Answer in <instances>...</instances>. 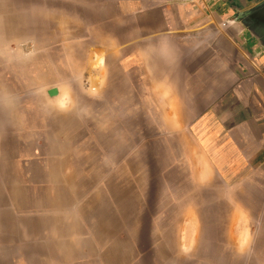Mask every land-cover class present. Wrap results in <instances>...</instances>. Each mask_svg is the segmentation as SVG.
<instances>
[{
    "label": "crops",
    "instance_id": "obj_1",
    "mask_svg": "<svg viewBox=\"0 0 264 264\" xmlns=\"http://www.w3.org/2000/svg\"><path fill=\"white\" fill-rule=\"evenodd\" d=\"M25 1L52 6L40 22L45 21L46 33L56 38V57L50 63L41 58L34 67L38 70L85 69L98 59L96 54L111 53L95 50L98 45L129 46L144 37H183L200 43V54H209L220 69L213 75V69L206 67L203 74L211 82L215 79L216 86L215 97L200 114L205 133L200 149L231 188L217 190L216 197L242 203L235 206V254L200 260L264 264V8L261 20L235 22V14L248 1ZM33 30L35 26L30 27ZM21 49L27 59L41 52L31 40L24 41ZM46 52L53 54L50 49ZM52 87L58 93L49 96ZM4 95L0 96L5 103L0 106V264H128L133 253L136 259L138 253L142 256L143 197L135 190V205L131 204L132 194L127 187L122 190L123 181L113 176L112 158L107 153L98 158L81 153V146L96 144L69 141L48 115L47 121L41 115L35 126L27 123L19 131L17 118L22 120L23 115L15 109L14 98ZM66 100L58 83L49 86L43 97L44 102L62 107ZM24 129L38 138L25 141ZM106 146L103 143V149ZM131 206L134 209L129 210ZM146 228V239L159 255L155 247L160 245V228L155 222ZM114 230L120 231L119 236Z\"/></svg>",
    "mask_w": 264,
    "mask_h": 264
},
{
    "label": "rangeland",
    "instance_id": "obj_2",
    "mask_svg": "<svg viewBox=\"0 0 264 264\" xmlns=\"http://www.w3.org/2000/svg\"><path fill=\"white\" fill-rule=\"evenodd\" d=\"M51 7L46 1L0 0V96L14 98L15 109L23 115L17 118L19 131L48 115L69 141L96 144L81 146V153L112 158L113 176L132 194L131 204L135 190L145 204L144 253L138 259L133 253L128 264H216L200 259L235 254V206L242 203L216 197L217 190L228 187L219 167L210 165L200 149L205 138L200 114L215 97L216 86L215 79L211 82L203 74L206 67L213 75L220 71L215 60L200 54L196 39L144 37L129 46L98 45L95 50L111 53L96 54L99 61L85 69L38 70L34 67L41 58L50 63L56 57V38L40 22ZM27 40L41 51L30 59L21 49ZM48 49L53 54H46ZM57 83L67 97L64 107L43 101L46 89ZM23 132L25 141L38 138ZM151 222L160 228V245L154 246L159 255L146 239Z\"/></svg>",
    "mask_w": 264,
    "mask_h": 264
},
{
    "label": "flooded vegetation",
    "instance_id": "obj_3",
    "mask_svg": "<svg viewBox=\"0 0 264 264\" xmlns=\"http://www.w3.org/2000/svg\"><path fill=\"white\" fill-rule=\"evenodd\" d=\"M235 1H248L242 7L240 11L243 10H251V12L247 15L246 18L251 17L252 19L261 20L262 15L260 11L264 8V0H235Z\"/></svg>",
    "mask_w": 264,
    "mask_h": 264
},
{
    "label": "water",
    "instance_id": "obj_4",
    "mask_svg": "<svg viewBox=\"0 0 264 264\" xmlns=\"http://www.w3.org/2000/svg\"><path fill=\"white\" fill-rule=\"evenodd\" d=\"M250 12H251V10L239 11L238 13L235 14L234 21L236 22V21H240V20L245 19ZM47 93L49 96H54V95H57L58 90L56 87H52V88L48 89Z\"/></svg>",
    "mask_w": 264,
    "mask_h": 264
},
{
    "label": "built area",
    "instance_id": "obj_5",
    "mask_svg": "<svg viewBox=\"0 0 264 264\" xmlns=\"http://www.w3.org/2000/svg\"><path fill=\"white\" fill-rule=\"evenodd\" d=\"M161 1L168 2V3H171V2L189 3V2H194L195 0H161Z\"/></svg>",
    "mask_w": 264,
    "mask_h": 264
},
{
    "label": "bare ground",
    "instance_id": "obj_6",
    "mask_svg": "<svg viewBox=\"0 0 264 264\" xmlns=\"http://www.w3.org/2000/svg\"><path fill=\"white\" fill-rule=\"evenodd\" d=\"M101 60V59H100ZM97 61H99L98 59H97ZM93 85V84H92ZM94 86V85H93ZM57 97V96H56ZM64 106V105H63Z\"/></svg>",
    "mask_w": 264,
    "mask_h": 264
}]
</instances>
